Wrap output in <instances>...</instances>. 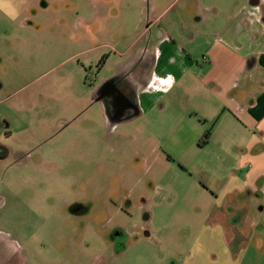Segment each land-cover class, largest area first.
I'll list each match as a JSON object with an SVG mask.
<instances>
[{"label":"rangeland","instance_id":"obj_1","mask_svg":"<svg viewBox=\"0 0 264 264\" xmlns=\"http://www.w3.org/2000/svg\"><path fill=\"white\" fill-rule=\"evenodd\" d=\"M251 2L0 0V264L177 262L193 240L186 228L212 223L204 182L218 184V164H231L205 144L194 112L204 91L150 90L153 109L116 126L91 100L99 84L90 80L115 74L150 41L159 50V15L175 56L188 51L199 70L216 33L248 38ZM76 203L87 210L73 214ZM262 207L261 196L252 228L264 225ZM140 226L150 236L136 241ZM118 227L130 235L121 255L111 247ZM261 240L253 254L264 264Z\"/></svg>","mask_w":264,"mask_h":264},{"label":"crops","instance_id":"obj_2","mask_svg":"<svg viewBox=\"0 0 264 264\" xmlns=\"http://www.w3.org/2000/svg\"><path fill=\"white\" fill-rule=\"evenodd\" d=\"M194 1L196 4L198 0ZM251 3L257 9L255 15L249 13L250 18L246 19L250 26L248 38L242 39L234 33H216L209 58H204L206 64L199 70L195 61L188 58V51L185 53L182 49L183 54L175 56L172 44L176 39L168 35L157 38L155 43L159 50L156 51L150 41L138 55L122 64L123 72H129L132 62L151 55L155 58L150 71L152 76L171 80L168 90L161 95L170 94L177 85L183 86L188 95L194 87L204 91V98L194 112L202 123L203 138L211 132L205 144L214 142L219 151L231 157V164H218V169L223 170L218 184L204 182V193L212 199V206L208 208L212 223L207 222L201 228H186L185 234L193 236V240L173 264L262 262L253 254V249L263 245L264 225L252 228L251 218L254 202L261 196L264 198V0ZM192 30L191 24L186 22V32ZM195 40L193 38V42ZM132 48L130 46L125 54ZM132 76L135 79L134 74ZM144 86L138 93L140 114L151 111L160 100L156 97L159 93L150 94ZM99 105L106 117L103 102ZM261 210L263 212L264 207Z\"/></svg>","mask_w":264,"mask_h":264},{"label":"flooded vegetation","instance_id":"obj_3","mask_svg":"<svg viewBox=\"0 0 264 264\" xmlns=\"http://www.w3.org/2000/svg\"><path fill=\"white\" fill-rule=\"evenodd\" d=\"M163 14V13H162ZM160 15L155 18L157 23L156 27L159 30L156 32V38L168 35L167 30L161 26ZM180 28L182 31H186V21L182 18H179ZM172 37L171 35H168ZM106 57H103L98 64V68H102L106 63ZM155 58L151 55L147 57H141L138 60L132 62L129 72H123V65L121 69L117 70L115 74L106 76L102 81H99L98 78L91 77V82L94 84H99L96 89L95 98L92 100L94 103L103 102L106 111V120L113 125H119L122 122L127 120H132L140 116L138 110V93L141 86L145 85V91L150 89L152 74L150 71L154 67ZM124 62V60H123ZM122 62V64H123ZM130 65V64H127ZM134 74V78L133 75ZM89 78V77H88ZM6 126L8 124L4 123ZM112 203L116 206V212L128 213V210L124 205H118V202L115 199H111ZM131 202V201H130ZM131 204V203H130ZM87 209L79 204H74L72 208L73 214L84 213ZM148 218L149 216L146 215ZM135 233L133 234L132 239L136 241L141 239V237H149L150 234L144 226L135 228ZM130 238L129 232L126 227L116 228L115 233L111 239L112 251L115 254H120V252L126 251L129 246L128 239ZM121 255V254H120Z\"/></svg>","mask_w":264,"mask_h":264},{"label":"built area","instance_id":"obj_4","mask_svg":"<svg viewBox=\"0 0 264 264\" xmlns=\"http://www.w3.org/2000/svg\"><path fill=\"white\" fill-rule=\"evenodd\" d=\"M170 78H158L157 76H152V81H151V87L150 89L146 90L147 92L150 90H162V91H167L168 87L170 85Z\"/></svg>","mask_w":264,"mask_h":264},{"label":"trees","instance_id":"obj_5","mask_svg":"<svg viewBox=\"0 0 264 264\" xmlns=\"http://www.w3.org/2000/svg\"><path fill=\"white\" fill-rule=\"evenodd\" d=\"M210 134H211V132L210 131H208L207 133H206V135H205V140H208L209 138H210Z\"/></svg>","mask_w":264,"mask_h":264}]
</instances>
